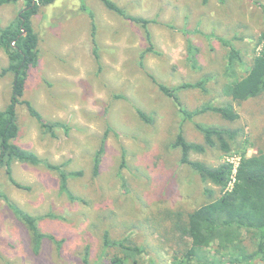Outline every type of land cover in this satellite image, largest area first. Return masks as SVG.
Masks as SVG:
<instances>
[{"label":"rangeland","instance_id":"1","mask_svg":"<svg viewBox=\"0 0 264 264\" xmlns=\"http://www.w3.org/2000/svg\"><path fill=\"white\" fill-rule=\"evenodd\" d=\"M112 1L129 15L154 21L148 27L150 40L142 26L109 11L100 0H58L40 7L32 20L39 35V63L31 71L25 98L47 122L63 127L55 128V136L47 133L25 106H18L17 143L67 173L82 175L69 181L78 198L71 200L60 191L58 173L44 166L14 163L15 180L30 186L29 191L14 186L0 170V264H111L119 251L104 250L105 233L145 247L140 264H175V251L182 245L179 234L170 232L175 215L186 220L188 212L206 203V187L219 196L215 186L203 183L181 162L182 150L172 147L177 135L204 143L197 123L236 129L248 145V156L264 151V93L234 104L240 114L234 122L213 112L188 120L181 112L231 102L224 95L230 49L220 39L241 52L245 63L238 70L246 75L264 34V0ZM82 2L94 14L97 50L92 19L81 9ZM25 5L20 0L0 6V28L14 21ZM188 39L197 49L195 67L188 60ZM150 44L152 51L147 52ZM7 65L0 50V72ZM12 81V74L0 78V109L9 102ZM200 81L206 91L179 90L180 105L155 83L177 87ZM139 111L151 121H144ZM105 135L96 175L94 157ZM239 157L219 147L190 155L213 168ZM11 204L38 217L41 232L61 246L45 239L36 251L33 234ZM247 246L254 249L250 241Z\"/></svg>","mask_w":264,"mask_h":264},{"label":"trees","instance_id":"2","mask_svg":"<svg viewBox=\"0 0 264 264\" xmlns=\"http://www.w3.org/2000/svg\"><path fill=\"white\" fill-rule=\"evenodd\" d=\"M19 1L0 0V6ZM25 1V7L19 11L15 20L8 26L0 28V50L5 53L8 59V65L1 70L0 78L8 74L13 75L9 102L5 108L0 109V170L5 171L8 180L14 186L29 191L31 190L30 186L15 180L13 176L14 163L44 166L48 170L58 173L60 191L71 200H76L78 198L73 195L69 181L71 178L81 176V172L67 173L62 165L44 161L39 155L17 143L20 134L18 106H25L29 115L47 133L55 136V128L63 127L61 123L47 122L25 98L31 71L39 63V35L33 27L32 20L38 14L40 7L52 5L58 0ZM100 1L109 11L142 26L150 40L148 27L154 21L127 14L112 0ZM81 9L92 19L91 38L96 49L97 27L94 14L85 2H82ZM184 33L190 34L186 30ZM220 40L230 49L224 69V76L227 79L224 95L231 102L224 106L207 104L193 111L181 109L182 114L188 120H192L200 114L213 112L227 121H237L240 114L234 104L240 106L264 93V34L256 44L254 59L244 76H240L238 70L239 66H243L245 63L241 52L233 47L230 41ZM96 50L94 53L96 58H99ZM146 51H152L151 44ZM187 52L189 62L195 67L198 62L197 49L190 39L187 40ZM140 65L143 66V63L140 62ZM155 83L160 91L174 99L178 105H180V101L176 93L179 90L201 89L206 91L204 81L184 83L177 87ZM138 113L144 121H151L143 112L139 111ZM196 127L202 133L204 143L189 142L181 132L177 135L172 147L182 150L181 162L189 165L199 175L203 183L215 186L219 196L214 197L216 191L206 187L205 194L210 198L206 203L188 212L186 220L180 213L175 215L177 221L170 228V232L179 234L178 242L182 244L175 251V264H256L257 262L264 264V151H258L256 154L248 156V145L239 140V130L207 127L199 123L196 124ZM106 139L107 135L102 139L94 157V173L96 175L100 171ZM207 147H219L226 155L234 152L239 154L240 161L236 168L235 182L232 188H228L234 170V166L230 162L225 161L213 168L202 161L190 159L191 153H204ZM10 206L33 234L36 251H39L45 239L61 246V242L57 241L54 236L41 232L37 225L38 217L31 216L12 204ZM248 241L253 244V250L248 248ZM111 249L119 251L118 254L110 258L111 264H140L147 255L145 247L132 244L128 238L112 240L109 234L105 233L104 250ZM87 260L85 257L86 262ZM148 264H154V262L150 260Z\"/></svg>","mask_w":264,"mask_h":264},{"label":"built area","instance_id":"3","mask_svg":"<svg viewBox=\"0 0 264 264\" xmlns=\"http://www.w3.org/2000/svg\"><path fill=\"white\" fill-rule=\"evenodd\" d=\"M239 161H240V157L237 159V161H234V162H230L229 161L234 166V170H233V176H232V179H231V181L229 183V187L228 188H232L233 187V184L235 182L236 168H237V166L239 164Z\"/></svg>","mask_w":264,"mask_h":264}]
</instances>
